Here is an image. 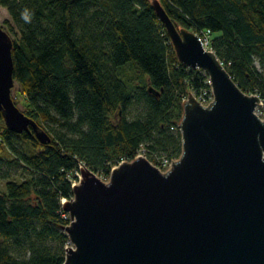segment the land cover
<instances>
[{"label": "trees", "instance_id": "16d2710c", "mask_svg": "<svg viewBox=\"0 0 264 264\" xmlns=\"http://www.w3.org/2000/svg\"><path fill=\"white\" fill-rule=\"evenodd\" d=\"M158 1L178 28L210 31L234 80L264 102V0ZM0 6L10 16L0 26L12 42L22 111L51 136L43 144L33 129L9 130L0 110V264H63L70 240L62 199L73 196L79 165L108 175L144 146L155 165L159 153L178 158L184 99L208 75L179 61L153 0ZM127 63L131 78L119 71ZM133 106L141 110L129 118ZM13 166L24 179L10 178Z\"/></svg>", "mask_w": 264, "mask_h": 264}, {"label": "water", "instance_id": "95a60500", "mask_svg": "<svg viewBox=\"0 0 264 264\" xmlns=\"http://www.w3.org/2000/svg\"><path fill=\"white\" fill-rule=\"evenodd\" d=\"M153 6L179 61L205 71L214 99L192 92L179 122L182 152L162 170L139 155L115 165L109 180L79 165L63 264H264V117L257 93L244 91L198 34ZM12 42L0 26V110L7 128L48 132L14 102Z\"/></svg>", "mask_w": 264, "mask_h": 264}, {"label": "rangeland", "instance_id": "374dc122", "mask_svg": "<svg viewBox=\"0 0 264 264\" xmlns=\"http://www.w3.org/2000/svg\"><path fill=\"white\" fill-rule=\"evenodd\" d=\"M6 19H10V16H9V13L7 11L6 8L0 6V25H4V21ZM256 66L258 68H260V65L259 63L256 61L255 62ZM125 69V70H124ZM121 70L124 72V77H128V78H131L133 77L134 75V71H133V68L131 66L130 63H127L125 65H122L120 66L119 68V71L121 72ZM137 83V81H134ZM20 89H19V85L17 83H15L13 89H12V94L16 97H19L16 99L17 101V105L18 107L21 109V110H25L26 106H25V102L24 100L21 98L20 96V93H19ZM190 93V92H189ZM201 104V103H200ZM203 105V104H202ZM204 105H208V104H204ZM141 110L140 108L136 107V106H133L130 111L128 112V117L129 118H134L138 111ZM256 112L257 114L260 116V117H264V102L260 105L257 106V109H256ZM139 153H141L142 156H145L147 157V151H146V148L145 146L141 148V150L139 151ZM164 157H169L171 159H174L176 160L177 158H175L172 154L168 155L167 153H159L158 156H157V161H161ZM78 173L80 174V172L78 171ZM25 173L24 171L22 170V167H16V166H13L11 167L10 169V178L11 179H15V180H22L25 178ZM101 178H103L104 180L108 181L109 180V175H100L98 174ZM5 182L6 180L0 178V190L2 191H5L6 190V187H5ZM66 200H69V199H66Z\"/></svg>", "mask_w": 264, "mask_h": 264}, {"label": "built area", "instance_id": "2783aa9c", "mask_svg": "<svg viewBox=\"0 0 264 264\" xmlns=\"http://www.w3.org/2000/svg\"><path fill=\"white\" fill-rule=\"evenodd\" d=\"M209 32L210 31L198 34L200 41L202 42V44L204 45V47L206 49H212L210 47V34H209ZM192 93L199 103H201L203 105L204 104L209 105L211 103V101L214 99V92H213L211 80L209 79V77H208V79L205 80L204 84L201 85L197 90H192ZM139 151L135 157L141 155V153H139ZM122 161H124V160H122ZM173 161H174V159H171L169 157H164L161 161H158L159 164L157 166H159L162 170H166L171 166ZM65 200H66V198H63L62 203ZM62 215L66 219L69 220V223L71 222L72 219H71L70 214L68 212H66L63 208H62Z\"/></svg>", "mask_w": 264, "mask_h": 264}]
</instances>
